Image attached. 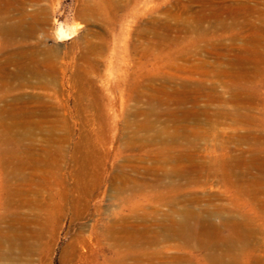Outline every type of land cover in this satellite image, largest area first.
I'll return each mask as SVG.
<instances>
[{"label":"rangeland","instance_id":"obj_1","mask_svg":"<svg viewBox=\"0 0 264 264\" xmlns=\"http://www.w3.org/2000/svg\"><path fill=\"white\" fill-rule=\"evenodd\" d=\"M219 255L264 264V0H0V264Z\"/></svg>","mask_w":264,"mask_h":264},{"label":"bare ground","instance_id":"obj_2","mask_svg":"<svg viewBox=\"0 0 264 264\" xmlns=\"http://www.w3.org/2000/svg\"><path fill=\"white\" fill-rule=\"evenodd\" d=\"M62 34L60 38H64ZM213 213L215 216L222 218L224 225L230 227V234L227 238H222L215 232L216 228L214 225L207 227L204 223V218L201 212L192 210L189 206H183L181 209H173V215L176 217H170L168 223L163 224L161 230L166 237L180 238V239H193L196 237L198 240L203 241L206 244L214 247L227 246L230 243L242 244L246 243L247 239L251 235L250 227L247 222L240 219L238 215L232 214L231 210L216 208ZM222 213V216H221ZM195 225L199 227V231L195 229ZM168 237V238H169ZM236 245V244H235ZM214 261L218 264H224L223 257L221 255L214 256Z\"/></svg>","mask_w":264,"mask_h":264}]
</instances>
